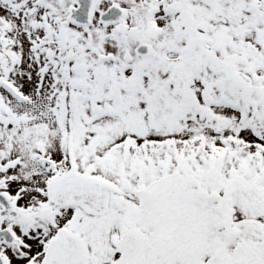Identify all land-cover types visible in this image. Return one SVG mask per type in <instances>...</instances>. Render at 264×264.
Masks as SVG:
<instances>
[{
  "label": "snow or ice",
  "instance_id": "1",
  "mask_svg": "<svg viewBox=\"0 0 264 264\" xmlns=\"http://www.w3.org/2000/svg\"><path fill=\"white\" fill-rule=\"evenodd\" d=\"M0 264H264V0H0Z\"/></svg>",
  "mask_w": 264,
  "mask_h": 264
}]
</instances>
